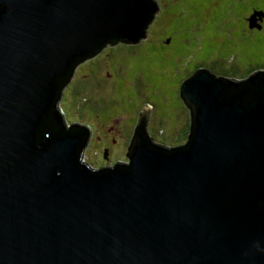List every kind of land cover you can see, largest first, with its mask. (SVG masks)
<instances>
[{"label":"water","instance_id":"obj_1","mask_svg":"<svg viewBox=\"0 0 264 264\" xmlns=\"http://www.w3.org/2000/svg\"><path fill=\"white\" fill-rule=\"evenodd\" d=\"M157 14L155 0H0V264H264V70H195L185 142L153 141L144 105L109 167L82 159L90 131L62 115L78 64L144 41Z\"/></svg>","mask_w":264,"mask_h":264},{"label":"rangeland","instance_id":"obj_2","mask_svg":"<svg viewBox=\"0 0 264 264\" xmlns=\"http://www.w3.org/2000/svg\"><path fill=\"white\" fill-rule=\"evenodd\" d=\"M217 1L223 4V6L217 4L223 12L219 24L234 25L235 21L238 22L235 23V26L238 24L237 32L227 31L226 38L221 31H218L216 36H212V34L204 35L200 30L190 29L183 35L186 42L182 45L185 48L181 53L171 56V60H163L161 64H157L154 61L155 58L150 59L145 50L126 57L123 48L118 47L133 48V45L119 43L113 47H105L103 52L77 66L69 80V82L72 80V83H67L63 90L59 106L66 122L81 125L90 131L82 152V159L85 162L96 168L113 166L115 162L125 163L127 158L124 142L127 140V131L133 134L136 126V124L131 126L132 121L129 122V118L134 119L138 116L144 105L151 108L146 130L154 141H162L167 146L183 143L185 130L175 127L179 126V121L182 123L181 127L187 124L189 115L183 101L179 98L178 83L187 79L196 68H205L216 75L236 78L241 73H243L241 76L244 73L246 75L249 69L264 66V35L256 31H247V37H245L243 34L246 32L241 25L242 17L248 16L252 9L264 10V0ZM181 2L184 0H156L158 14L147 29L149 38L142 40L144 45L149 43L151 37L155 39L161 36H166L164 41L166 44L168 33L176 29L174 24L165 22L174 13L179 19L189 17L191 14L190 11H184V5ZM213 14L211 13L210 16H214ZM178 40L179 36H175L174 43L180 47ZM113 52L123 55L121 60L131 71L118 74L113 67L111 69L113 80L135 79L133 70L137 69L139 70L137 75L140 78L138 84H127L121 90L114 85L113 80L104 86L99 79V81L94 80L91 85L90 78L94 74L101 73L104 66H108L109 63L106 60ZM81 83L86 84V92L78 91L79 88L76 91L74 89L76 97L69 93L73 87L82 86ZM98 83L101 86L98 87L96 85ZM150 83L154 85V88L150 87ZM122 128L127 129L122 132ZM106 146L109 147V153L105 160L103 154Z\"/></svg>","mask_w":264,"mask_h":264},{"label":"trees","instance_id":"obj_3","mask_svg":"<svg viewBox=\"0 0 264 264\" xmlns=\"http://www.w3.org/2000/svg\"><path fill=\"white\" fill-rule=\"evenodd\" d=\"M184 1H186V0H184ZM188 2L190 3V5H192V3L193 4H205V3H209L210 2V0H188ZM221 6H223V4L221 3V2H218ZM183 5H184V11H188L189 9H190V7L189 8H185V3L183 2L182 3ZM232 10V9H231ZM259 11H264V10H262V9H259V8H254V9H252L249 13H248V17L249 16H251L254 12H259ZM211 12L212 13H214L213 15H214V18L215 17H217V15H221L223 12H222V10L221 9H219V6L218 5H216L215 4V6L213 7V9L211 10ZM251 13V14H250ZM250 14V15H249ZM175 16V17H174ZM182 16V15H181ZM231 16L232 17H234V14H233V12H231ZM204 17H205V15L203 14L202 15V20L204 21ZM259 20V19H258ZM232 22V21H231ZM166 24H174L175 25V29L177 30H173L172 32H169L168 33V35H167V37H168V39L167 40H169V38H171V41H170V43H167V40H166V44H165V39H166V36L164 37V36H161V37H158V38H150V40L148 41L149 43L147 44L146 43V45H144V42H139L138 44H135V45H133V48H128V47H126V46H119L118 48H123V50L125 51V56L127 57V55H131L132 56V54H136V52H138V51H142V50H145L146 51V53L148 54V57L150 58V59H153V58H155L154 59V61L157 63V64H161L162 63V61L164 60H171L170 59V57L171 56H176L177 55V53L179 54V53H181V51H182V49H184L185 48V46H182L183 44H184V42H186V39H185V37L183 36L184 34H185V32L186 31H188V30H190V29H196V30H200V31H202L201 33L202 34H204V35H210V34H212V36L213 35H217V33H218V31H221L222 32V34L224 35V38H226V37H228L227 36V34H225L227 31H229V30H233V25H221V24H219V21H218V23H214V22H212V21H210L209 23H204V25L203 26H201V27H196L195 25H196V23H197V21L194 19V20H192L191 22H189L188 20H186L185 19V17L184 18H182L181 17V19H179V18H177V16H176V13H174V14H172L171 16H170V18H169V20L168 21H166L165 22ZM184 23H186V26H183V24ZM193 24V26L192 25H190V24ZM235 23H238L237 21H235L233 24H234V26H235ZM238 25V24H237ZM236 25V26H237ZM181 29V30H180ZM234 31V30H233ZM175 36H179V40H178V42L180 43V47H177L176 46V44L174 43V39H175ZM147 38H149V37H147ZM107 48V47H106ZM105 50V48L104 49H102V51L101 52H103ZM100 53V52H99ZM98 53V54H99ZM97 54V55H98ZM115 54H117V55H115ZM146 54V55H147ZM122 57H123V55H121V54H119V53H117V52H113V53H111L110 54V57L106 60V61H108V66L107 67H105L104 66V68H102L101 69V73H99V74H94L91 78H90V81H91V85L93 84L92 82L94 81V80H98L99 81V79L101 80V85H104V86H107V84L111 81V80H113V78H112V75H111V69L114 67L115 69H116V72L119 74L120 72H129L130 70H129V68H128V66L126 65V63L125 64H123V62H122ZM88 59H86L85 61H87ZM116 61H118V62H116ZM84 61H82L81 63H83ZM115 62L117 63V64H115ZM81 63H79L78 65H80ZM77 68V67H76ZM76 68L74 69V70H76ZM127 69V70H126ZM258 69H264V66H256V69H255V67L253 68V69H249L247 72H246V75H245V73H244V75L245 76H247V75H249V74H251V72H253V71H255V70H258ZM129 70V71H128ZM196 70H197V68H196ZM74 72V71H73ZM131 72V71H130ZM133 72H134V77H135V79H130V78H125V79H122V80H120V78H118L116 81L115 80H113L114 81V85L117 87V88H120L121 90L124 88V87H126V85L127 84H134V83H136V84H138V81L140 80V78H139V76L137 75V73H139V70H137V69H134L133 70ZM195 72V71H194ZM193 72V73H194ZM192 73V74H193ZM191 74V75H192ZM243 73H241V75H242ZM241 75H238V76H236V78H238V79H242V78H244L245 76L243 75V76H241ZM99 76V77H98ZM73 78H74V75H73ZM68 83H72V80L70 81V82H68ZM181 83L182 82H179L178 83V95H179V97H180V86H181ZM67 85V84H66ZM66 85H65V87H66ZM72 87H73V85L72 84H70ZM80 85H82V86H77L76 88H74L73 87V89L71 90V91H69V93H71V94H74L75 95V91L77 90V89H79L78 91H83L84 90V92H86L87 91V87H86V84L84 85L83 83H81ZM96 85H98V87L99 86H101V85H99V83L98 84H96ZM150 85V87L152 88L154 85L153 84H149ZM65 87L63 88V90L65 89ZM149 87V86H148ZM83 88V89H82ZM154 88V87H153ZM74 89H75V91H74ZM63 90H62V93H63ZM70 94V95H71ZM66 95V94H65ZM62 96H63V94H62ZM75 97H76V95H75ZM180 99H181V97H180ZM182 100V99H181ZM149 105V104H148ZM112 118V117H111ZM137 118H138V116H136L134 119H132V117H130L129 118V122H131L132 121V124H131V126H133V124H136L137 123ZM180 122V124H179V126H176L175 128H179L180 127V129H182V128H184V130H185V137H184V142H185V140L187 139V136H188V133H189V123L187 122V128H188V131H186V128H185V125L183 126V127H181L182 125V123H181V121H179ZM68 123V122H67ZM69 124V123H68ZM128 126H130V125H128ZM127 126V127H128ZM131 126H130V128H131ZM127 128H122V132L123 131H125ZM173 130H175V129H173ZM129 136H130V138H129ZM131 136H132V132H130L129 133V130L127 131V136H126V141L124 142V145L126 146V152H127V150H128V146H129V143H130V139H131ZM151 138H153L152 136H151ZM124 146V147H125ZM107 147V146H106ZM109 148V147H108ZM104 158V157H103ZM105 160H106V158H104Z\"/></svg>","mask_w":264,"mask_h":264},{"label":"flooded vegetation","instance_id":"obj_4","mask_svg":"<svg viewBox=\"0 0 264 264\" xmlns=\"http://www.w3.org/2000/svg\"><path fill=\"white\" fill-rule=\"evenodd\" d=\"M183 2H181V4H182ZM184 3H185V8H189L190 7V9L188 10V11H190L191 12V14H190V16L189 17H185V19H187L189 22H191L192 20H196L197 21V23H196V27H201V26H203L204 25V23L206 22V23H209L210 21H212V22H214V23H217L218 21H219V19L221 18V16H222V14L221 15H217V17H215L214 18V16H210V14L212 13L211 12V10L213 9V7L215 6V4L217 5L218 4V1L217 0H210V2L209 3H205V4H193L192 3V5H190V3L188 2V0H186V1H184ZM220 5V4H219ZM231 12H233L232 10H231ZM264 12V11H263ZM205 15V17H204V21L202 20V15ZM251 14V13H250ZM249 14V15H250ZM156 16V15H155ZM232 17V16H231ZM248 16H243L242 18H243V21H242V27H243V29H244V31L246 32V33H244L243 35L245 36V37H247V31H250V32H254V31H256V32H259L260 34H262V35H264V17L262 18V19H260V20H257V28H249V26H248V18H247ZM155 18V17H154ZM233 18V17H232ZM190 25H192L193 26V24L191 23ZM183 26H186V23H184L183 24ZM233 30H234V33H236L237 32V30H236V26H234L233 25ZM148 37H149V34H148ZM170 41H171V38H169V40H168V42L167 43H170ZM188 126H187V124L185 125V128H186V131H188V128H187ZM153 140V139H152ZM114 142V141H113ZM157 143H160V144H165L164 142H162V141H158ZM106 151V156H108V151H109V148L108 147H105V150H104V152Z\"/></svg>","mask_w":264,"mask_h":264},{"label":"clouds","instance_id":"obj_5","mask_svg":"<svg viewBox=\"0 0 264 264\" xmlns=\"http://www.w3.org/2000/svg\"><path fill=\"white\" fill-rule=\"evenodd\" d=\"M156 1V0H155ZM262 12V14H263V16L261 17V19L264 17V12L263 11H261ZM260 20V19H259ZM248 26H249V22H248ZM250 28V27H249ZM254 28H257V27H254ZM259 70V69H258ZM262 70H264V69H262ZM255 71H257V70H255ZM254 72V71H253ZM252 73V72H251ZM244 78H246V77H244ZM244 78H242V79H244ZM232 79H235V80H240V79H238V78H232ZM62 96V95H61ZM61 109V108H60ZM62 115H63V113H62ZM64 117V116H63ZM67 123V122H66ZM68 124V123H67ZM79 126H81V125H79ZM83 127V126H82ZM132 137V136H131ZM151 139H153V138H151ZM131 140V139H130ZM154 141V140H153ZM155 142H157V141H155ZM165 145V144H164ZM127 162V161H126Z\"/></svg>","mask_w":264,"mask_h":264},{"label":"bare ground","instance_id":"obj_6","mask_svg":"<svg viewBox=\"0 0 264 264\" xmlns=\"http://www.w3.org/2000/svg\"><path fill=\"white\" fill-rule=\"evenodd\" d=\"M218 77H224V78H226L227 76H224V75H217Z\"/></svg>","mask_w":264,"mask_h":264}]
</instances>
